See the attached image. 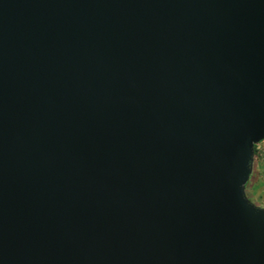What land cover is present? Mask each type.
Returning <instances> with one entry per match:
<instances>
[{
	"label": "water",
	"instance_id": "water-1",
	"mask_svg": "<svg viewBox=\"0 0 264 264\" xmlns=\"http://www.w3.org/2000/svg\"><path fill=\"white\" fill-rule=\"evenodd\" d=\"M264 0H0V264H264Z\"/></svg>",
	"mask_w": 264,
	"mask_h": 264
},
{
	"label": "rangeland",
	"instance_id": "rangeland-1",
	"mask_svg": "<svg viewBox=\"0 0 264 264\" xmlns=\"http://www.w3.org/2000/svg\"><path fill=\"white\" fill-rule=\"evenodd\" d=\"M245 194L254 205L264 208V141L256 145L252 174L246 184Z\"/></svg>",
	"mask_w": 264,
	"mask_h": 264
},
{
	"label": "trees",
	"instance_id": "trees-1",
	"mask_svg": "<svg viewBox=\"0 0 264 264\" xmlns=\"http://www.w3.org/2000/svg\"><path fill=\"white\" fill-rule=\"evenodd\" d=\"M256 150V146H254V151Z\"/></svg>",
	"mask_w": 264,
	"mask_h": 264
}]
</instances>
